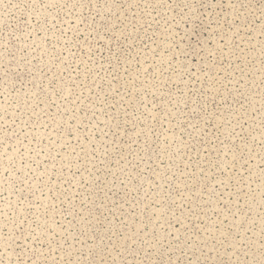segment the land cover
Listing matches in <instances>:
<instances>
[{
  "label": "rangeland",
  "instance_id": "obj_1",
  "mask_svg": "<svg viewBox=\"0 0 264 264\" xmlns=\"http://www.w3.org/2000/svg\"><path fill=\"white\" fill-rule=\"evenodd\" d=\"M0 264H264V0H0Z\"/></svg>",
  "mask_w": 264,
  "mask_h": 264
}]
</instances>
